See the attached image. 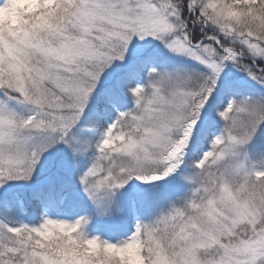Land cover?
I'll return each mask as SVG.
<instances>
[{"label":"snow or ice","instance_id":"1","mask_svg":"<svg viewBox=\"0 0 264 264\" xmlns=\"http://www.w3.org/2000/svg\"><path fill=\"white\" fill-rule=\"evenodd\" d=\"M0 17V188L46 156L68 177L90 151L79 181L100 216L132 181L193 185L115 243L87 215L10 221L4 201L0 264H127L130 246L139 264H264V94L231 72L264 87V0H0ZM155 41L196 64L169 67ZM54 187L31 196L63 204Z\"/></svg>","mask_w":264,"mask_h":264},{"label":"trees","instance_id":"2","mask_svg":"<svg viewBox=\"0 0 264 264\" xmlns=\"http://www.w3.org/2000/svg\"><path fill=\"white\" fill-rule=\"evenodd\" d=\"M161 44V43H159ZM161 49V48H160ZM162 53L169 58L170 63L169 67L173 66H187V65H195L196 62L190 60L187 57L175 56L170 52H166V50H160ZM203 67V66H201ZM240 82V81H239ZM242 85L240 89V94H253V95H261L264 94V89L260 88L256 85H249L248 83L240 82ZM131 106V105H128ZM217 128L218 131L223 127L224 121L217 116ZM252 153L250 163H255L257 168L264 167V158L261 157V151H264V147H257L253 145L250 148ZM80 167L77 169H73L70 176L66 177L62 172L58 174L53 181H55V187L53 188V193L60 197H66V200L63 204L58 206L49 207L51 213H55L58 211L66 212L70 214H79L87 215L90 218H93L97 215L98 206L90 199L85 196L80 195V192L83 191L82 185L79 181V174L81 170L86 169L92 160V152L90 151L88 154L80 158ZM263 165V166H262ZM185 173L192 172V168L183 169ZM52 183V182H51ZM51 183H46L42 185V187H48ZM176 182L171 183V185L175 184ZM143 186V185H142ZM125 189H120L117 193L115 199L116 204L111 208L110 216L114 215L117 216V212L122 213L123 211H133V206L136 205L140 206L142 201L148 202L150 200L160 201L166 198L168 194L173 193L174 195H183L184 190H175L171 191L168 188L160 185L159 187H152L150 190L146 191L145 193H140V190L136 189V185H126ZM171 187V186H170ZM181 187V186H179ZM34 189H24L22 187L14 188L12 191L10 190L7 193L0 192V215L5 214V205L4 201H7L11 211L8 212L10 215H13L17 212V208H21V201H23V210L24 214L19 216L18 221H22L28 223L30 225L36 224L40 221L39 214L43 213V208L39 202L34 200L31 196V193ZM186 190V189H185ZM171 191V192H169ZM145 196L146 198H143ZM161 197V198H160ZM160 198V199H159ZM135 204V205H134ZM123 208V211L120 208ZM138 209V207H137ZM139 211L142 214V221L141 222H149L151 221V216L149 215L151 212L144 211L142 208L139 207ZM37 213V215H36ZM100 216V215H98ZM109 216V215H108ZM102 217V216H101ZM1 219V217H0ZM125 227L120 229H115V231L111 230V228L107 227L105 222H101L100 220L93 223L91 226L92 233L96 231L93 236H99L102 239L108 240L110 242H117L124 240L127 237V232L130 230L129 223L128 225L125 224ZM121 226V225H120ZM117 226V227H120Z\"/></svg>","mask_w":264,"mask_h":264},{"label":"rangeland","instance_id":"3","mask_svg":"<svg viewBox=\"0 0 264 264\" xmlns=\"http://www.w3.org/2000/svg\"><path fill=\"white\" fill-rule=\"evenodd\" d=\"M159 43H161V42L155 41V44L159 45V48H161L160 50H166V52L167 51L169 52L168 49H166L162 44H159ZM173 55H175V54H173ZM231 72L236 76L238 81L248 83L249 85H256V86H259L260 88L264 89V87H262L259 83L252 81L250 78H248L245 73L238 72L235 68H232ZM21 110L25 111V113L27 114V107L26 106H21ZM57 155L58 156H67V153L63 149H58ZM182 169H183V166H182ZM60 173H61V171L59 169H53V168L49 167V158L46 156L44 159V164L41 168L39 175L36 176L33 181H31V182H27V181H23V180L9 181L4 187L0 188V192L7 193L10 190L12 191L14 188H18V187H22L25 190L26 189H34L36 186H42V185H45L46 183L53 182L54 178H56L58 176V174H60ZM171 177L172 176L166 178L165 180L153 182V184L154 185H157V184L163 185V183L169 181ZM176 178H175L176 183L174 185L173 184L171 185V183H169L164 187H166V188L169 187L168 189L171 191H175L177 189L178 190H184L183 195H174L173 193H171V194H168V196H166V198H164L163 200H160V201H155V200H150L148 202L142 201L141 204H143V205L137 206L138 209H137L136 205L134 204L135 206H133V211L125 210L122 213L117 212V216H114V215L110 216L109 215V216H102L101 217V216H98V214H97L93 218H90L89 223L85 226L86 233L89 236H93L92 234H95L96 231H93L94 233H92L91 226H93V223L100 220L101 222H105L107 224V227L111 228V230H113V231H115V229H120L122 227H125L126 226L125 224L128 225V223H129L130 230L127 232V237H130L134 233L137 223L142 221V214L139 211L140 210L139 207L142 208L144 211L151 212L149 215L151 216V219L153 220L156 215H158L161 211L165 210V208L167 207V203H166L167 200H176L177 197H179V196H184V195L190 194V191H191V188L193 187V185L188 181L182 180L180 178L179 173L176 175ZM133 184L136 185L137 190H140L139 191L140 193H145L146 191L150 190L153 187V186H148V184H150V183L142 182V181H132V182H130L129 185L131 186ZM179 186H181V187H179ZM125 188L126 187H124L122 189H125ZM171 191H169V192H171ZM80 195L89 198L84 191H81ZM143 198H146V197L143 196ZM45 210H47L48 215L53 217V218L75 220L79 217L78 214H68V213L61 212V211L55 212V213H50L49 209L44 208V211ZM23 214H24V210L17 208V212L15 214L10 215L9 213H7V219L15 222V221H18L19 216H21ZM41 214H39L40 219H41ZM36 215H37V213H36ZM0 217H1V219H5L6 214L0 215ZM117 226H120V227H117Z\"/></svg>","mask_w":264,"mask_h":264},{"label":"clouds","instance_id":"4","mask_svg":"<svg viewBox=\"0 0 264 264\" xmlns=\"http://www.w3.org/2000/svg\"><path fill=\"white\" fill-rule=\"evenodd\" d=\"M2 19L3 17H0V20ZM122 255L127 257V264H139V260L136 256L135 246H130L129 248L124 250Z\"/></svg>","mask_w":264,"mask_h":264},{"label":"water","instance_id":"5","mask_svg":"<svg viewBox=\"0 0 264 264\" xmlns=\"http://www.w3.org/2000/svg\"><path fill=\"white\" fill-rule=\"evenodd\" d=\"M176 175H177V173L174 174V175L170 178V180L175 179ZM170 180H169V181H170ZM169 181H168V182H169ZM168 182H167V183H168Z\"/></svg>","mask_w":264,"mask_h":264}]
</instances>
